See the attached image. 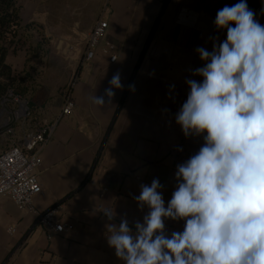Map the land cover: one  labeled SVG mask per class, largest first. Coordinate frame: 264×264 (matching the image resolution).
Listing matches in <instances>:
<instances>
[{"label": "crops", "instance_id": "0c3cea01", "mask_svg": "<svg viewBox=\"0 0 264 264\" xmlns=\"http://www.w3.org/2000/svg\"><path fill=\"white\" fill-rule=\"evenodd\" d=\"M233 1L167 0L162 8L164 0H18L21 24L40 25L49 42L45 76L58 83H48L54 109L48 124L55 126L39 151L41 193L33 197L32 211L0 197V264H125L107 242L106 224L126 218L135 233V223L150 210H141L134 197L153 179L163 186L167 207L177 165L204 144L206 133L186 138L175 116L190 92L186 80H203L192 75L205 63L196 49L212 51L214 42L226 39L214 21ZM254 13L264 26L262 11ZM99 20L108 24L102 41L114 47L112 64L99 50L82 61L85 37ZM15 60L18 67L11 68L19 71L21 51ZM117 72L123 88L113 89L111 104H96L93 97L104 95ZM67 86L73 108L60 117L58 93ZM105 207L114 210V220L103 214ZM50 208L69 230L48 233L38 225L37 214ZM185 223L166 218L165 235L182 232Z\"/></svg>", "mask_w": 264, "mask_h": 264}, {"label": "clouds", "instance_id": "9594fccd", "mask_svg": "<svg viewBox=\"0 0 264 264\" xmlns=\"http://www.w3.org/2000/svg\"><path fill=\"white\" fill-rule=\"evenodd\" d=\"M214 23L226 39L196 49L205 63L192 75L203 80H186L190 92L175 116L186 138L206 133L204 144L177 165L167 207L153 179L134 197L150 210L135 233L126 218L106 224L125 264H264V26L246 0L219 9ZM109 85L96 104L112 103L120 72ZM101 211L114 220L113 209ZM166 218L184 220L183 231L166 236Z\"/></svg>", "mask_w": 264, "mask_h": 264}, {"label": "built area", "instance_id": "2783aa9c", "mask_svg": "<svg viewBox=\"0 0 264 264\" xmlns=\"http://www.w3.org/2000/svg\"><path fill=\"white\" fill-rule=\"evenodd\" d=\"M107 28L108 24L99 20L88 32L84 41L83 62H90L98 50L108 57L110 64L116 61V56L113 54V45L102 41ZM69 89L70 86H67L63 91L60 117L69 114L73 108L70 96L71 90ZM11 97L12 94L8 93L2 99L1 104L9 103ZM14 114L13 121L16 122L17 119L23 122L26 121L30 115L27 103H21ZM54 126L55 123H51L34 129L30 128V131L23 134L19 144L9 146L0 152V197H7L19 209L32 211V199L41 193V187L35 175L40 163L39 151L49 141ZM11 133V127L4 131L6 135ZM56 210V208H50L37 214L38 225L48 233L60 234L69 230L66 224L56 219ZM8 232L12 233V230L8 229Z\"/></svg>", "mask_w": 264, "mask_h": 264}, {"label": "trees", "instance_id": "16d2710c", "mask_svg": "<svg viewBox=\"0 0 264 264\" xmlns=\"http://www.w3.org/2000/svg\"><path fill=\"white\" fill-rule=\"evenodd\" d=\"M239 2L240 0H234L229 6ZM246 2L253 12L259 9L264 14V0H246ZM19 9L18 0H0V100L8 93L22 96L30 93L29 103L26 102L30 112L26 120L28 121L32 114L37 116L46 103L41 86L33 87L39 72L30 62L34 60L37 66L46 67L45 58L49 50L44 51L43 47L49 46V42L40 25L32 22L21 24ZM19 47H25L26 58L21 70L13 71L6 63V57L9 52ZM78 71L79 67L75 74ZM30 128L34 129L36 126Z\"/></svg>", "mask_w": 264, "mask_h": 264}, {"label": "rangeland", "instance_id": "374dc122", "mask_svg": "<svg viewBox=\"0 0 264 264\" xmlns=\"http://www.w3.org/2000/svg\"><path fill=\"white\" fill-rule=\"evenodd\" d=\"M44 51L49 50V53L47 54L46 58H45V66L46 67H39L37 66V64H34V60H32L30 62V64H32L35 69L39 72V76L36 78L35 83H33V87H37V86H41V88L43 89L42 91L44 92V96L43 98H46L44 101L46 102L44 107L45 110H41L39 111V114H37V116H35L36 114H32L31 118L28 121H20L17 119V121H13V119L15 118V111H17V107L21 104V103H29V96L30 93H27L26 96H22V95H12L11 98H9V103H4L1 104L0 100V152L4 151L5 149H7L9 146L15 145V144H19V141L21 139V137L23 136L24 133L30 131V126H36V127H41L44 125H48V121L49 119L52 117L53 115V111L54 109L50 108L49 105L51 104L50 102L52 101V99L48 98L47 96V91L50 92V86H48L49 82H53V83H58V78L57 77H53L51 79H49L48 76H45L46 73V69L48 66V58L50 56V52H51V47L50 46H44L43 47ZM25 47H19L17 48L15 51L13 52H9L11 55V64H8L10 67H18L16 66V53L17 51H21L24 55V60H25ZM8 53V54H9ZM24 63V62H23ZM55 65H59V63L55 62ZM13 71H17L16 69H13ZM47 84V86H46ZM32 87V84H31ZM65 89V87H64ZM64 90H60V92L58 93V90H55V93H58V95L60 94L62 96ZM8 95V94H7ZM57 95V96H58ZM6 97V96H5ZM42 101V102H44ZM43 107V108H44ZM50 109H49V108ZM11 127L12 128V133L9 135L4 134V131L8 128Z\"/></svg>", "mask_w": 264, "mask_h": 264}, {"label": "water", "instance_id": "95a60500", "mask_svg": "<svg viewBox=\"0 0 264 264\" xmlns=\"http://www.w3.org/2000/svg\"><path fill=\"white\" fill-rule=\"evenodd\" d=\"M166 1H167V0H164V2H163V5H162V8H163V7H164V5L166 4Z\"/></svg>", "mask_w": 264, "mask_h": 264}]
</instances>
